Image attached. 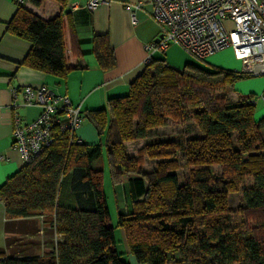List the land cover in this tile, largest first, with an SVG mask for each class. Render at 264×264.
<instances>
[{
  "label": "trees",
  "instance_id": "16d2710c",
  "mask_svg": "<svg viewBox=\"0 0 264 264\" xmlns=\"http://www.w3.org/2000/svg\"><path fill=\"white\" fill-rule=\"evenodd\" d=\"M55 1L61 8L67 3ZM16 3L7 30L30 41L24 64L65 75L61 12L42 19ZM91 43L100 68H111L115 59L107 35L95 34ZM246 76L251 75L206 61L175 68L152 57L127 94L83 115L104 137L105 147L54 130L51 145L0 185L7 234L0 263L129 264L115 248L103 170L94 166L105 148L113 185L126 177L130 209H118L116 225L137 262L264 264V117L255 118L252 94L230 100L219 93L234 91L235 82ZM188 118L196 134L184 129L178 138L151 137L136 155L127 153L125 142L147 139L168 119ZM144 156L157 160L150 171L142 169ZM179 159L188 167L182 183L175 173ZM231 192H240L243 202L235 211L229 205ZM31 218L52 228L59 238L55 247L42 255H7L11 233H32L26 229Z\"/></svg>",
  "mask_w": 264,
  "mask_h": 264
},
{
  "label": "crops",
  "instance_id": "0c3cea01",
  "mask_svg": "<svg viewBox=\"0 0 264 264\" xmlns=\"http://www.w3.org/2000/svg\"><path fill=\"white\" fill-rule=\"evenodd\" d=\"M87 1L67 0L63 8L55 0H40L39 4L23 0L21 3L42 19H50L59 12L62 14L64 55L68 71L63 76H56L24 64L31 43L7 30V23L18 4L16 0H0V185L24 165L19 149L12 146L14 111L25 122L34 119L40 112L38 104H19L12 109L10 87L46 84L57 94H67L72 104L79 106L82 115L86 116L88 111L105 108L109 98L127 94L129 83L144 68L143 59L147 54L144 45L155 39L159 31V25L152 17V0H104L92 10L86 8ZM128 5L131 7L129 10L126 8ZM132 11L137 17L135 23L131 21ZM95 34H106L108 37L115 59L111 68L103 70L96 62L91 43ZM152 57L163 58L175 68L194 62L190 54L174 43L163 51H154ZM208 61L227 69L239 67V62L233 58L229 49L209 56ZM263 92L264 74H261L237 80L232 94L236 97L255 95V118L258 119L264 117V101L259 97ZM75 134L86 144L105 143L104 137L98 135L87 117H84ZM94 166L98 167L95 163ZM124 179L126 181V177ZM120 185L122 191L117 194L120 199L124 197L127 204L124 209H120V206L118 208L127 213L131 197L125 185ZM0 206L4 213L1 201ZM114 231L115 248L121 257L129 264H147L137 262L129 252L124 231L121 228Z\"/></svg>",
  "mask_w": 264,
  "mask_h": 264
},
{
  "label": "built area",
  "instance_id": "2783aa9c",
  "mask_svg": "<svg viewBox=\"0 0 264 264\" xmlns=\"http://www.w3.org/2000/svg\"><path fill=\"white\" fill-rule=\"evenodd\" d=\"M103 1L88 0L86 8L92 10ZM152 17L159 31L155 39L144 45V66L151 61L154 51H163L174 43L202 62L229 49L239 62L234 70L248 75L264 74V0H152ZM131 21H137L133 11ZM10 91L12 109L19 104L40 106L39 114L28 122L14 111L12 146L19 149L24 163L51 145L54 130L69 131L77 142H82L75 131L84 116L67 94H57L46 84L12 86ZM259 97L264 101V92ZM256 99L253 95L250 102L255 105Z\"/></svg>",
  "mask_w": 264,
  "mask_h": 264
},
{
  "label": "rangeland",
  "instance_id": "374dc122",
  "mask_svg": "<svg viewBox=\"0 0 264 264\" xmlns=\"http://www.w3.org/2000/svg\"><path fill=\"white\" fill-rule=\"evenodd\" d=\"M227 50V49H225ZM192 57V56H191ZM192 60L196 63H201V61L197 60L196 58L192 57ZM208 63H210L208 61ZM204 64V63H202ZM219 93H224L227 95V97L232 100L233 97H235L228 88H225ZM235 99V98H234ZM184 129H186L187 134H196L197 130L194 127L193 121L191 119H186L185 121H175L168 119L166 125L155 128L151 131V135L145 139V140H133L125 142L126 151L128 154L136 155L137 150L145 143H147L151 137H171V138H178V135L181 133H184ZM264 136V135H263ZM104 146V145H103ZM105 147V146H104ZM157 160L150 159L146 156H144L143 163H142V169L145 171L152 170L156 165ZM179 166L176 169L175 173L178 178V182L182 183L185 179H187V173H188V167L185 166L182 159H179ZM95 164L102 168L103 170V189L106 195L107 200V206L109 209V215L110 217H113L112 220H110V224L115 227V229H120L119 226L116 225V219L118 217L117 211L118 206H120V209H124L126 207V201L123 197V199H120V195H118V191H122L121 185L125 183V179L122 183H118L120 185L114 186L111 180L110 171L107 165L106 161V151L105 148L103 149L102 155L98 160L95 161ZM219 166H213V171L218 172ZM249 181V180H248ZM247 183V181H246ZM121 200V203H120ZM243 204L241 199V193L240 192H231L229 194V205L230 209L235 211L239 206ZM237 213L234 212V216H236ZM27 227L29 229L32 228V233H15L10 234L12 235V247L11 250H8L6 252L7 255H18L23 253H29V254H36V255H42L48 251H50L53 247H55V243L59 238L55 236L52 228L44 223L41 222L40 218H31L28 220ZM33 227L36 228V230L33 232ZM5 245V233H4V213L2 210V207L0 206V247H3Z\"/></svg>",
  "mask_w": 264,
  "mask_h": 264
}]
</instances>
